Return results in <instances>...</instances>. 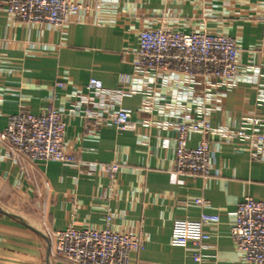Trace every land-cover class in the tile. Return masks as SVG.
<instances>
[{
  "label": "crops",
  "instance_id": "crops-1",
  "mask_svg": "<svg viewBox=\"0 0 264 264\" xmlns=\"http://www.w3.org/2000/svg\"><path fill=\"white\" fill-rule=\"evenodd\" d=\"M72 2L80 10L62 29L0 13V264H69L51 254L53 234L69 227L142 238L135 264H195L192 246L170 240L176 221L199 220L197 199L221 216L206 229L203 263L247 264L230 228L246 197L264 202V146L237 136L249 131L247 119L264 114V0ZM145 30L233 38L239 79L140 68ZM92 79L103 84L98 95L87 89ZM51 109L62 114L65 149L81 167L31 161L2 139L10 116ZM120 109L131 112L134 131L109 123L94 130V118ZM204 117L213 131L211 178L176 175L177 127ZM200 140L190 134L188 147ZM112 164L114 179L100 170Z\"/></svg>",
  "mask_w": 264,
  "mask_h": 264
},
{
  "label": "built area",
  "instance_id": "built-area-1",
  "mask_svg": "<svg viewBox=\"0 0 264 264\" xmlns=\"http://www.w3.org/2000/svg\"><path fill=\"white\" fill-rule=\"evenodd\" d=\"M80 10L72 0H0V13L26 24H47L62 29L70 17ZM136 64L143 69L159 73L185 75L195 78H214L236 81L240 77L239 48L236 40L224 35L208 33L184 34L174 31L145 30L139 36ZM59 87L63 85L59 84ZM264 92V78L261 81ZM87 89L97 95L103 92L99 80L89 81ZM91 119V115L87 114ZM131 112L120 109L110 117L94 118L93 128L98 131L107 123L119 133L135 130ZM248 129L237 132L251 146H264V114L245 121ZM178 139L175 156V174L192 179L211 178V150L208 142L213 133L209 120L204 117L197 123L177 127ZM66 124L57 110H48L42 116L28 113L12 115L1 137L31 161L60 163L81 167L75 154L65 149ZM190 134L201 135L196 147H188ZM110 179L118 173V166L101 165ZM195 205L203 211L197 221H176L171 245L187 248L192 246L195 264H204L202 251L209 240L207 227L217 226L219 213L211 212V205L197 199ZM111 222V217H107ZM230 236L241 260L247 264H264V202L246 197L233 214ZM51 254L69 264H135V257L144 248V240L138 236L119 233L109 227L104 230L69 227L52 236Z\"/></svg>",
  "mask_w": 264,
  "mask_h": 264
}]
</instances>
